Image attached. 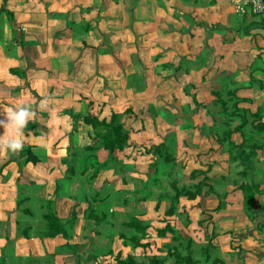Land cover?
Returning a JSON list of instances; mask_svg holds the SVG:
<instances>
[{
    "label": "crops",
    "instance_id": "1",
    "mask_svg": "<svg viewBox=\"0 0 264 264\" xmlns=\"http://www.w3.org/2000/svg\"><path fill=\"white\" fill-rule=\"evenodd\" d=\"M228 7L235 13L231 0H0V121L7 123V113L28 106L35 113L27 123L33 129L25 135V127L20 138L28 139L34 152L44 150L43 155L34 154L39 159L37 163L29 162L25 168L20 165L22 160L18 152L15 154L7 149L2 152L5 156L0 157L1 175L11 174L12 178L8 185L0 183V195H3V189L15 186L21 176L29 175L32 184L44 185V190L32 192L30 196L34 197L37 193L47 198L55 196L48 199L52 210L59 218H71L77 207L74 197L70 200L57 197L59 187L55 188L56 182L47 178L46 173L50 167L55 168L67 179L68 161L82 163L86 157L84 155L83 160L79 156L68 157L65 147L69 142L63 135L52 139V147L40 140L39 135L48 130V122L54 125L50 132L63 130L61 125L65 122L72 146L79 149L96 146L99 141L92 127L84 122V116L109 121L113 113H120L130 134V145L122 152L123 155L116 153L114 156L128 168L124 169V173L119 171L120 168L119 172L113 168L102 170L93 183L98 194L108 190L109 185L124 193L143 194L139 200L142 199L144 208L147 206L149 211L161 212V206L166 202L163 217H158L163 221L160 229L168 221L174 226L170 219L180 218L179 213L186 212L188 207L200 212L214 209L210 213V218L214 219L212 231L215 227L223 228V224L228 228L220 234L217 232L218 235L208 242L218 245L222 233L245 240L246 232L255 233V239L260 237L263 242L262 184L261 193L256 196L259 209L256 206L255 210L254 206L255 213L252 211L251 215L246 211L242 191L241 207H237L235 202L238 201L226 190L221 194H226V197L219 213L216 211L219 202L209 206V201L217 203L216 196L220 201V193L215 188L213 193L209 191L213 181H209V186L196 199L181 198L178 213L172 217L165 216L171 204V193L158 191V185L167 181L171 189L177 183L178 187L191 184L189 189L194 190V184L203 178V173L207 177L213 176L209 173L212 164L217 163V155H225L223 163L232 167L229 153L221 150L215 134L216 127L226 122L221 106L216 103L215 92L224 90L226 94L235 90L237 97L244 100L239 103L241 109L252 113L258 110L264 112V89L260 87V84L264 85V63L259 62H264V25H259V18L252 17L250 12L246 16L238 14L244 22L248 20L246 29L227 15ZM262 14L264 17V12ZM257 25L263 28L257 29ZM252 26L255 27L252 29ZM42 67H55L54 78H49L46 71L50 70L43 71ZM224 77L228 87L216 88ZM51 80L53 87L48 88ZM51 89L54 97L50 99L48 90ZM66 113L68 119L63 118ZM237 119L239 123L236 125L241 122L240 118ZM234 122L231 123L232 128L236 126ZM5 131L0 125V141L7 139ZM231 140L236 145L241 144L242 134L233 133ZM163 143L171 146L174 158V162L166 167L162 164V157L152 151ZM0 145L4 148L2 143ZM139 149L144 152L137 153ZM97 152L95 161L109 159V153L104 149ZM258 159L262 170L264 151L259 152ZM158 162H161L160 167ZM192 162L199 165L203 162L205 166L197 169L191 166ZM241 170L232 169L226 174L215 172L217 176L214 178H217H212L214 181L218 177L236 180V173ZM194 172L200 173L192 177ZM72 176L82 177L80 174ZM109 196L108 192L102 200ZM162 196L164 198L160 201ZM7 197L10 217L16 220L14 195ZM27 199L30 197L25 201ZM202 199L207 206L201 211ZM121 200L126 204L128 199L122 196ZM40 206L46 209L43 204ZM87 210L83 205L77 211L79 219L75 226L85 221L83 216ZM259 210L261 217H258ZM136 215L150 225L149 235L142 240L146 246L139 247L143 253H150L153 244L159 243V240L167 239L165 246L170 242L168 234L165 237L157 235L159 229L154 239H150L153 238L150 234L152 221L143 219V213ZM186 215L192 223L198 222L196 216ZM253 239L252 236L249 241ZM75 240L76 234L69 243L74 244ZM34 242L33 238L17 241L16 255H50L56 252L57 247L68 243L61 235ZM241 243L246 249L241 251L253 258V263H245L260 264L261 246L255 250ZM25 246L26 251L23 250ZM119 254L122 259L132 254L137 260L134 252L124 255V251L119 250L114 256L116 264Z\"/></svg>",
    "mask_w": 264,
    "mask_h": 264
},
{
    "label": "rangeland",
    "instance_id": "2",
    "mask_svg": "<svg viewBox=\"0 0 264 264\" xmlns=\"http://www.w3.org/2000/svg\"><path fill=\"white\" fill-rule=\"evenodd\" d=\"M227 15L228 16L230 15V17L235 22L241 23V25L247 29L248 20L244 22L241 19L242 16L238 14L236 15L234 12H232V10L229 7L227 9ZM254 27L255 26H252V29ZM259 27H262V26L257 25V29H259ZM259 62L262 64L264 63L263 61H259ZM255 68L256 67H254V69ZM42 70L43 71L50 70V72L46 71L48 72L47 75L49 78H54V70H56L55 67L53 68L42 67ZM21 76L24 77V74H21ZM51 82L52 84H49L48 88L53 87V83H54L53 80H51ZM225 84H227V80L224 77L222 81L220 80V83H218L216 88H220L221 86L223 87L224 85V89H225V87H228V85L226 86ZM52 92H53L52 89L48 90V93H49L48 96L50 99L54 97ZM222 95L225 96L224 94ZM63 118L68 119V113H66L65 116H63ZM235 120L237 121L234 122V125L239 123V119L235 118ZM49 123L50 122H48L47 124L48 130L47 131L43 130L39 135V139L42 140L47 145H50L52 147V143H51L52 139H54V137L58 135H63V137L67 138V143L69 142V145L67 144V146L65 147L66 154H68V157H71L72 154H69L70 147H71V152H73L74 149H77V148H75V146H72L71 144V141L69 139L70 134L68 133L67 131L68 127L66 126L67 123L64 122L61 125L63 130L61 131L55 130L52 132H50V129H53L54 125H49ZM181 127H183L182 124H181ZM32 129H33L32 125L28 124L26 126V131L24 132V134L28 135L27 133H30ZM35 130L38 131L36 126H35ZM220 131H222V127L217 126L215 129V132L217 133ZM23 143H24L23 149L18 151V154L17 152L15 154L21 157L22 161H20V165L22 168H25L27 164L25 163V159L29 155V152L40 156L44 154V150L41 149L39 151L34 152L33 148L30 146L28 142V139L26 138L23 139ZM5 149L6 148H2L0 145V157L5 156L2 153V152H6ZM140 152H144V150L139 149V151H137V153H140ZM76 153H78V151L74 152V155ZM105 153L107 154V152ZM79 154H80L79 155L80 160H83V156L85 155V157L88 159L87 164L90 165L91 167L90 170L87 171L84 178H81L80 176L73 177L72 175H70V177L66 179V177L63 174H61L60 170L51 168V167L49 168V170H47L46 176L47 178H53V181L56 182L55 188L59 187L56 192L57 197L68 198V200L74 197L73 200L76 202V205H77V207L74 208L76 213H78L77 211L80 208H83V205H85V207L88 208L90 204L92 203L91 206L93 210H95V212L97 213L100 212V214L102 213L108 214L109 222L108 223L103 222L101 224H98L96 223V221L86 218V215L83 216L85 221L79 224V226H75L72 232L73 236L76 234V237H77V240H75L76 243L71 244L69 243L70 239H66L70 245L79 246L77 250L80 252V254L83 257L80 263L81 264H116L114 260V256L116 252L119 250L124 251V255L131 251L134 252L135 255L137 256L138 264H151L149 262V259H151L152 257L166 256L167 250L165 247V242H167V239L159 240V243H155V244L152 243L154 245L153 250L150 253L146 251L143 253L140 250V248L137 249L132 245H127L126 247H123L122 246L123 240L120 238V233H125L127 236L131 235V232L124 227V222H127L129 218H131L132 216L136 214L143 213V216H144L143 219H147L149 222L150 220L152 221L153 225H152V228L150 229V234H151V237L153 236V238H150V239H154L156 231L163 226V221H161V219H159L158 217H163V211H164L163 209H164V206L166 205V202L164 201L165 203H163V205L161 206V212H159L158 210H154V209L153 210L151 209L149 211L147 206H145L144 208V204H142V199L141 201L139 200V197H142L143 194L136 193V195H133V192L125 191L126 193L130 194L129 196H126L128 194L124 193L121 190H117L114 186H110V185L108 186V190H105L101 194L100 193L98 194L95 188H93V185H90V180H89V178L92 176L94 172H97V177L99 176V173L102 170H105V169L107 170L111 168L117 169L116 171H118V169L120 168L119 171L122 170V172L124 173V169L128 168V166L122 162L119 163L117 159H114V160L111 159L110 156H109L110 159H107L106 161L104 160V162L93 161L95 160V157H97L98 152L94 154L92 153L88 154L87 152L82 151ZM201 154H204V153H201ZM120 155H123V154L121 153ZM223 156L225 155H217L216 156L217 163L215 165L212 164V167L210 169L211 171L209 174L213 175L212 176L213 178L214 176H217V175H214L215 172L218 174H226V171L228 172L229 170H232V169L234 171L241 169V167L237 168L236 164L234 163L232 164V167L230 166V164L223 163L222 161ZM203 159L204 158H201V160ZM71 162L72 164L68 163V167L73 166L74 168H77L78 171L83 170L84 167L81 166L79 163H75V161L74 162L71 161ZM158 163L160 167L161 162H158ZM261 164H262L261 162H258L256 165H258V167L260 168ZM51 166L54 167L53 165ZM191 166L197 169H201L200 167L205 166V165L203 164V162H201L200 165L199 163L192 162ZM153 167H155V165ZM164 167H166V165H164ZM181 168L184 169V167H181ZM206 168L207 167H204V169ZM165 170H164V173L166 172ZM1 173H2V169L0 167V183H5L8 185L10 183V179L12 178L11 174L9 176H4V175H1ZM212 177H209V178L213 181L214 188L216 189L218 193H220L219 195H221L222 192L223 191L225 192L226 190L229 196L233 197L235 200L238 201V202H235L237 207H241L240 205L241 190L239 189L237 183L232 182L235 179L226 180V179L218 177V181L215 182L214 179H216L217 177L214 179ZM257 177H259L260 179V184L264 185L263 183L264 165H263L262 170H260V173L258 174ZM30 181H32V179L29 178V175L25 176L24 174V176H21L20 180L17 183H15V186L3 189V195H0V219L5 218L4 221L0 220V240H4V242L2 241L0 242V259L5 260V262H7L8 264H76L77 263L76 260L72 257L74 249L70 248L71 246L65 247L67 243L62 245L61 247H57L56 252L50 255L48 253H45V255L40 256V257L35 256L36 254H33V253L30 254L29 256L16 255L17 241H20L21 239H27V240L29 239V238H25L21 234V232L19 231L20 229L26 226H31L32 228H30L29 236L30 238H33L36 240V242L34 243H39L42 240V238H44L42 237V234L40 232L43 229L42 225H44L42 214L43 212L47 210L44 209V207H41L40 205L43 204V206H46V204L48 203V199H52L53 197H55L52 195L50 196V198H47L45 196L42 197V195L39 196V193H37L38 195L31 197L30 193L39 192V190H44V185L41 183L34 185ZM186 184H188V182ZM94 186L96 187L95 184ZM186 187L192 188V185L188 184ZM158 191L159 192L167 191V192L173 193V190L168 185V181L161 186L158 185ZM108 192L110 194L109 198L106 197L104 200H102V198H104V196H106ZM12 194L14 195V199L16 201L14 205V209L17 210L16 220L11 219L10 217L11 211L7 209L9 207L7 196L9 195L10 196L9 198H11ZM71 195L72 197H70ZM122 196H125V198L128 199L126 204H124L123 201L121 200ZM27 197H30V199L29 200L27 199L26 201H24V199ZM261 197H263V195ZM147 198H149V196ZM150 198L152 199L153 197L151 196ZM95 199H101L102 201L97 202V201H94ZM216 199H217V203L216 201H213L211 203L209 201L208 202L209 206H215V204H218L219 199L217 198V196H216ZM258 201L254 203L255 210H256V206H258L257 209H259L260 204H258ZM205 203L206 201L202 199V203H200L201 211H202V208L203 209L206 208L207 204ZM23 209H28L30 213L25 212ZM186 210H187L186 212L179 213L180 218L170 219V221L173 222L176 230L178 231V234L181 235V237L183 238L182 242L184 245H186V240L188 239L193 240V249L195 252V257H197L198 259H202L203 258L202 249L205 247V245H208V241L205 239V237H210L211 235L214 237L215 236L214 234H216L217 236L219 232L221 233V231L227 229L228 226H225L223 224L222 225L223 228L218 229L215 227L214 229L216 231L215 230L212 231L211 225H213L212 220L214 221V219H212V217L210 218L211 216L210 213L214 212V209L213 210L205 209L202 212H200L198 210L193 211L188 207V209ZM217 213H219V211ZM186 214H189V216L192 215L193 218H195L196 216L198 219V222L188 225L187 224L188 216ZM258 217H261L260 210L258 213ZM61 219L64 223H66L67 221L68 222L71 221L70 220L71 218H67V219L61 218ZM144 222L146 221L144 220ZM76 230H77V233H75ZM245 235H246L244 236L245 240L248 239L247 242H244L245 240L242 238L240 239L239 237H234V236L229 237L225 235L224 233H222V235L220 236V239L217 242L218 244L216 245L217 247L216 248L212 247L210 249L211 256L212 257L218 256L222 258L227 264H243L246 261L248 262L250 261L251 263H253V258L250 257L248 253L244 254V252L241 251V249L242 250L245 249L244 245H242L241 242L245 243L246 246H252L253 249L258 250V248H260L262 244V238L260 239V237H258L257 239H255L256 234L253 233L252 235L250 234V232H246ZM252 236L254 238L253 241H249L252 238ZM167 238L170 241L168 244L176 245L172 241L171 234H168ZM230 246L233 247V249ZM23 250L26 251V246L23 248ZM110 250L112 251V253L110 255H107L108 257L107 256L105 257V254ZM178 250L182 253H185V254L187 253V250L186 248H184V246L182 247L179 246ZM34 251L35 253H37L35 249ZM91 255H95L94 256L95 259L94 258L88 259L90 258ZM124 255L123 257H125ZM85 259H88V260H85ZM166 264H175L174 258L169 257V259L166 261Z\"/></svg>",
    "mask_w": 264,
    "mask_h": 264
},
{
    "label": "trees",
    "instance_id": "3",
    "mask_svg": "<svg viewBox=\"0 0 264 264\" xmlns=\"http://www.w3.org/2000/svg\"><path fill=\"white\" fill-rule=\"evenodd\" d=\"M247 13L243 14L246 16ZM252 17L259 18V25H264V17L263 14H254L250 13ZM253 81V79H252ZM250 82L249 85L251 86L253 82ZM260 87L264 89V85L260 84ZM224 92H215L216 95V103L219 104L222 108V115L226 118V122L221 124L222 131L215 132L218 138V143L221 145V150L226 151L229 153L230 162L236 164V167H241V171H238L236 174V180L234 183L238 184L239 189L243 192L244 196V205L246 207V211L251 215L252 209L254 207V203L256 202L257 194L261 193L260 190V179H258V174L260 173V168L256 165L259 161L258 155L259 152L264 151V112L262 110H258L255 113H252L248 109H241L239 107V103L244 101L237 97V91L232 90L228 91V93L224 94L225 96L228 95L226 99L223 96ZM123 114L120 113H113L111 119L109 121L103 119L99 120V118L95 116L85 115L84 122L87 125H90L95 133V138L98 139V145L96 146H87L82 149H74L71 152V147L69 150V154L72 156H79L80 152L85 151L89 153H97L98 150L104 149L109 153L111 159H116L114 154L122 153L126 148L129 147V131L125 128L122 122ZM235 118H240V124L236 125L232 128V122L235 121ZM233 133H241L243 137V141L241 144L236 145L232 142L231 137ZM171 146L163 143L159 146H156L152 149L157 155L162 157V164L169 165L174 162L173 154L171 152ZM78 151L74 155V152ZM85 158L82 163H79L83 166L82 171H78L77 168L73 166L68 167L69 170V177L73 174H80L81 178H84L87 171L90 170V165L87 164L88 159ZM110 159V158H109ZM39 161L38 157H36L33 153L29 152V155L25 159V163L33 162L37 163ZM77 161V160H76ZM75 161V163H77ZM95 161V160H93ZM74 162V161H73ZM69 164H72L71 161H68ZM93 167V166H92ZM200 172H194L192 177L195 176ZM97 177V172H94L92 176L89 178L90 185H93L94 180ZM251 177V178H250ZM209 181L212 180L203 173V178L194 184V190L189 189L187 187H178L177 183H174L172 186L173 193L169 196L171 204L169 208L165 212L166 217H172L173 215H177L178 213V205L181 198H186L189 200H194L198 196L202 195L203 190L205 187L209 186ZM218 181V180H217ZM216 182V181H215ZM213 185V184H212ZM210 185V193L215 191L214 186ZM207 191V192H209ZM226 194L220 195V201L216 208V211H220L223 209L225 204ZM164 197L160 198V201ZM25 201V199H24ZM94 201H101V199H95ZM91 202V201H90ZM160 203V202H159ZM159 203L157 208L159 207ZM92 203L88 207L86 212V218L90 220L96 221V223H108L109 218L108 214L102 213L100 214L95 212L92 208ZM25 212H29L28 209H23ZM46 212L43 214L44 225L42 231V237L47 238H55L59 235L63 236L65 239L72 238V232L74 230L75 224L77 222V213L74 210L72 213L71 221L64 223L61 218H59L54 210L51 208V201L46 204ZM111 219V218H110ZM202 222V221H200ZM192 222L188 219L187 224H191ZM124 227L131 232L130 236H127L125 233H120V238L123 240V246L126 247L127 245H132L135 248L145 247V243L142 242L149 233L150 225L145 223L141 219L137 217V215L132 216L124 222ZM31 226H26L19 231L25 238H30L29 231ZM167 234L172 235V241L176 245L167 244L166 250L167 255L164 257H152L149 259L151 264H166V261L169 257L174 258L175 264H227L222 258L220 257H212L210 253V249L216 248L217 246L213 242H208V245L202 249V259H198L195 257V252L193 249V240L188 239L186 240V245L183 244V238L181 235L178 234L176 228L171 225L168 221L166 225L157 231V235L159 237H165ZM216 235V234H214ZM207 241H211L212 237H207ZM71 246L73 248V256L75 257L76 264H81L80 261L83 259L80 252L77 250L78 245H70L67 243L65 247ZM184 246L186 248L187 253H182L178 250V247ZM112 251H108L105 254L110 255ZM95 255H91L88 259H95ZM85 259V260H88ZM0 264H8L5 260L0 259ZM116 261L118 264H138L137 260L134 255L129 254L125 259H122L120 254L116 256Z\"/></svg>",
    "mask_w": 264,
    "mask_h": 264
},
{
    "label": "clouds",
    "instance_id": "4",
    "mask_svg": "<svg viewBox=\"0 0 264 264\" xmlns=\"http://www.w3.org/2000/svg\"><path fill=\"white\" fill-rule=\"evenodd\" d=\"M34 115L35 113L28 106L19 107L7 113V123L0 121V125L6 129L7 134V139L0 141L4 148L11 152H18L23 149L24 143L20 138L22 130ZM9 128L11 131H9Z\"/></svg>",
    "mask_w": 264,
    "mask_h": 264
},
{
    "label": "built area",
    "instance_id": "5",
    "mask_svg": "<svg viewBox=\"0 0 264 264\" xmlns=\"http://www.w3.org/2000/svg\"><path fill=\"white\" fill-rule=\"evenodd\" d=\"M236 14L254 13L262 14L264 12V0H231ZM262 260L260 264H264V240L261 244Z\"/></svg>",
    "mask_w": 264,
    "mask_h": 264
}]
</instances>
